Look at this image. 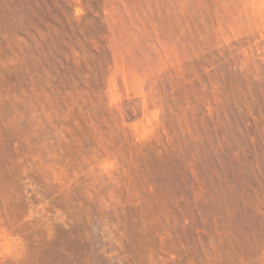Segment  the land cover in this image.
<instances>
[{
	"label": "rangeland",
	"instance_id": "obj_1",
	"mask_svg": "<svg viewBox=\"0 0 264 264\" xmlns=\"http://www.w3.org/2000/svg\"><path fill=\"white\" fill-rule=\"evenodd\" d=\"M0 264H264V0H0Z\"/></svg>",
	"mask_w": 264,
	"mask_h": 264
}]
</instances>
